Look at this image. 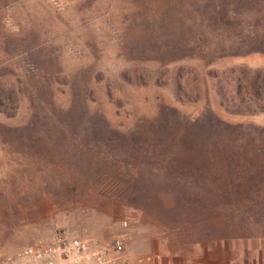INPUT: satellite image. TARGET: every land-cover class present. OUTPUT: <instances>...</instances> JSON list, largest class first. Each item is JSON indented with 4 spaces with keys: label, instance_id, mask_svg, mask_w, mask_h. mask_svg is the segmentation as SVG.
Listing matches in <instances>:
<instances>
[{
    "label": "rangeland",
    "instance_id": "obj_1",
    "mask_svg": "<svg viewBox=\"0 0 264 264\" xmlns=\"http://www.w3.org/2000/svg\"><path fill=\"white\" fill-rule=\"evenodd\" d=\"M229 2L264 0H0V264L55 233L132 264H264V113L215 91L264 67L237 40L264 16Z\"/></svg>",
    "mask_w": 264,
    "mask_h": 264
},
{
    "label": "trees",
    "instance_id": "obj_2",
    "mask_svg": "<svg viewBox=\"0 0 264 264\" xmlns=\"http://www.w3.org/2000/svg\"><path fill=\"white\" fill-rule=\"evenodd\" d=\"M217 8L224 14L237 15L253 12L262 13L260 16H264V3L262 2L217 3ZM237 40L241 46H252L249 52H264L263 36L254 34L249 37H241L239 35ZM175 89L176 91L182 90L178 80L175 81ZM215 91L219 106L229 114L253 115L264 113V67L255 69L244 66L233 67L227 70L226 79L217 81ZM8 98L5 95V100ZM1 100L0 97V108ZM229 129L227 131H230Z\"/></svg>",
    "mask_w": 264,
    "mask_h": 264
},
{
    "label": "built area",
    "instance_id": "obj_3",
    "mask_svg": "<svg viewBox=\"0 0 264 264\" xmlns=\"http://www.w3.org/2000/svg\"><path fill=\"white\" fill-rule=\"evenodd\" d=\"M7 264H132L120 239L99 240L55 233L20 247L5 257ZM139 259V264H144Z\"/></svg>",
    "mask_w": 264,
    "mask_h": 264
}]
</instances>
